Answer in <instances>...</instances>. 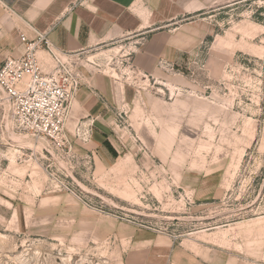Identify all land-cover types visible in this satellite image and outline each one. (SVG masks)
<instances>
[{"label":"rangeland","instance_id":"374dc122","mask_svg":"<svg viewBox=\"0 0 264 264\" xmlns=\"http://www.w3.org/2000/svg\"><path fill=\"white\" fill-rule=\"evenodd\" d=\"M175 27L150 72L128 59L133 39L67 57L132 94L109 105L116 155L92 152L91 119L55 148L0 90V264H125L148 235L228 250L230 225L264 215V0ZM16 39L0 7V66Z\"/></svg>","mask_w":264,"mask_h":264},{"label":"crops","instance_id":"0c3cea01","mask_svg":"<svg viewBox=\"0 0 264 264\" xmlns=\"http://www.w3.org/2000/svg\"><path fill=\"white\" fill-rule=\"evenodd\" d=\"M232 0H0L2 11L11 18L17 38V53H23L20 35L34 40L46 34L54 48L65 57H79L89 51L133 39L127 54L133 65L150 72L158 55L174 50L178 27L167 29L185 15L200 14ZM186 27V26H185ZM20 54V55H21ZM43 67H52L45 50L37 52ZM98 54H94L96 56ZM66 123L74 130L84 119L94 122L92 152L116 155L109 105L116 99L132 100L127 89L111 75L84 71ZM85 122V121H82ZM228 250L197 241L173 242L164 236L148 235L125 257V264H264V215L235 222L227 229ZM131 261V262H130ZM124 264V263H122Z\"/></svg>","mask_w":264,"mask_h":264},{"label":"built area","instance_id":"2783aa9c","mask_svg":"<svg viewBox=\"0 0 264 264\" xmlns=\"http://www.w3.org/2000/svg\"><path fill=\"white\" fill-rule=\"evenodd\" d=\"M20 40L23 53L5 58L0 66V90L25 128L62 148L71 104L82 83L78 64L58 52L44 33L34 40L21 34ZM39 50L50 56V69L43 67Z\"/></svg>","mask_w":264,"mask_h":264}]
</instances>
